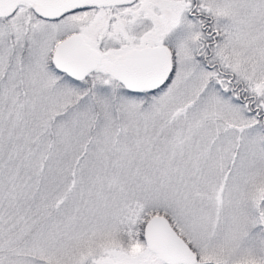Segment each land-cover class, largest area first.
Instances as JSON below:
<instances>
[{"label":"snow or ice","instance_id":"obj_1","mask_svg":"<svg viewBox=\"0 0 264 264\" xmlns=\"http://www.w3.org/2000/svg\"><path fill=\"white\" fill-rule=\"evenodd\" d=\"M0 264H264V0H0Z\"/></svg>","mask_w":264,"mask_h":264}]
</instances>
